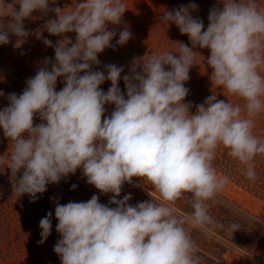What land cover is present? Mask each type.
I'll return each mask as SVG.
<instances>
[{
  "label": "clouds",
  "instance_id": "9594fccd",
  "mask_svg": "<svg viewBox=\"0 0 264 264\" xmlns=\"http://www.w3.org/2000/svg\"><path fill=\"white\" fill-rule=\"evenodd\" d=\"M50 3L56 0H0V45L9 43L10 34L26 38L23 21L34 12L56 17L35 32L54 47V61L45 58L23 92L9 94L8 106L0 109V130L11 145L0 166L15 176L14 192L35 202L47 185L79 169L89 185L112 194L107 205L97 195L86 202L55 201L61 238L54 252L61 264H198L191 230L210 234L218 226L210 202L229 184L213 166L217 151L227 149L249 180L258 175L257 154L264 153V130H257L264 115V6L258 0H216L206 30L192 15L195 3L165 11L161 23L175 24L191 47L178 42L175 51L133 58L122 92L123 67L108 64L94 71L93 66L100 65L98 54L106 48L115 50L131 39L125 27L113 45L117 32L108 28L121 24L125 0H72L63 10ZM44 31L64 39L53 46ZM67 33L76 34L74 42ZM197 48L210 53L205 63L211 84L236 103L213 93L191 111L185 83L203 56ZM58 78L64 84L59 91ZM106 81L111 86L105 92ZM106 105H114L110 116ZM36 116L42 123L34 125ZM134 178L141 182L137 187L151 186L159 198L135 206L128 203L131 194L117 199ZM185 194H191L193 209L187 215L176 206ZM39 227L42 244L51 234V212ZM239 227L231 223L228 230Z\"/></svg>",
  "mask_w": 264,
  "mask_h": 264
},
{
  "label": "rangeland",
  "instance_id": "374dc122",
  "mask_svg": "<svg viewBox=\"0 0 264 264\" xmlns=\"http://www.w3.org/2000/svg\"><path fill=\"white\" fill-rule=\"evenodd\" d=\"M14 0H6V3L13 4ZM127 10L125 11L120 25H108L109 30L117 32L112 44L116 45L119 39V32L125 27L129 29L132 36L124 46L106 48L98 54L99 66H93L94 71H104V66L115 64L123 67L119 87L124 92L123 76L128 74L133 58L157 54L160 51H175L182 42L191 47L187 35H182L175 24L166 28L161 23V17L165 11H170L180 6L195 3L198 10L192 12L194 18H199L205 25H208L210 10L216 6V0H125ZM264 6V0H258ZM72 0H56L55 4H49L50 8L71 7ZM18 10L19 5H14ZM55 14L49 12L44 15L34 12L32 16L23 21L24 27L29 31L26 38H19L15 35L9 36V43L0 45V109L8 106L7 96L11 93L20 95L26 87V81L35 76L40 67L43 66L45 58L54 61V47H47L43 39H37L35 32L43 28L48 19H55ZM10 17L4 19L7 24ZM72 42L75 41V33L65 34ZM42 37L52 41L53 46L57 41L64 39V36H51L47 31ZM70 46V45H69ZM203 56H198V65L193 66L189 72V80L185 87L189 94L185 102H191L195 112V106L202 104L210 95L217 94L219 100L227 99L236 103L234 97H225L222 90L211 84V69L207 68L205 58L210 54L207 49H195ZM51 65H49V70ZM83 73H81L82 75ZM106 74V73H105ZM63 78H58L57 91L64 87ZM111 86L106 81L101 88L106 92ZM105 116H110L114 105H106ZM42 123L38 116L34 117V125ZM257 130H264V115L257 120ZM11 151L10 141L4 137L0 130V156L5 159ZM258 175L255 179L249 180L243 173L244 167L234 160L228 150L221 148L217 151L213 166L219 175L229 178L226 189L220 193L214 201L210 202L209 213L217 223L211 233L204 232L199 228L191 230V237L196 246V257L198 264H249L238 253L236 247L244 250L264 249V153L257 154L255 158ZM21 173H17V179ZM15 176L5 166H0V264H61L60 257L54 252V245L61 238L56 232L55 201L61 204L73 202H86L93 195L99 197L102 204H109L112 196L102 194L94 186L89 185L83 177L81 170L67 178L62 179L58 184L47 185L43 194H37L38 199L31 202L28 194L19 197L14 192ZM138 178H134L132 184L125 183L117 199H123L125 195L131 194L129 204L135 206L138 202L158 199L159 194L151 186L141 185ZM77 185L73 190L71 186ZM191 194L177 201V208L181 214H190ZM115 207V205H110ZM49 212L52 213V230L50 236L44 243L41 240L40 220ZM231 223L240 227L233 233L228 230ZM223 225V227L219 226Z\"/></svg>",
  "mask_w": 264,
  "mask_h": 264
},
{
  "label": "built area",
  "instance_id": "2783aa9c",
  "mask_svg": "<svg viewBox=\"0 0 264 264\" xmlns=\"http://www.w3.org/2000/svg\"><path fill=\"white\" fill-rule=\"evenodd\" d=\"M235 250L240 253L249 264H264V249L244 250V248L236 247Z\"/></svg>",
  "mask_w": 264,
  "mask_h": 264
}]
</instances>
